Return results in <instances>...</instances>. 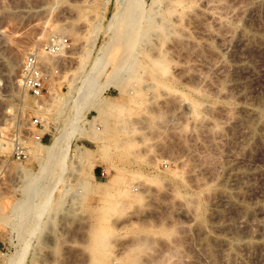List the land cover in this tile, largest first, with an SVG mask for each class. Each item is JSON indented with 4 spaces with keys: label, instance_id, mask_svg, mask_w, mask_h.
I'll use <instances>...</instances> for the list:
<instances>
[{
    "label": "rangeland",
    "instance_id": "374dc122",
    "mask_svg": "<svg viewBox=\"0 0 264 264\" xmlns=\"http://www.w3.org/2000/svg\"><path fill=\"white\" fill-rule=\"evenodd\" d=\"M134 1L0 0V131L33 151L19 162L0 147V264H264L261 244L236 246L264 219V0ZM138 4V41L113 42ZM54 37L67 44L50 54ZM32 50L39 98L20 75ZM56 135L65 167L49 153ZM47 163L43 190L24 194L21 169Z\"/></svg>",
    "mask_w": 264,
    "mask_h": 264
},
{
    "label": "bare ground",
    "instance_id": "6f19581e",
    "mask_svg": "<svg viewBox=\"0 0 264 264\" xmlns=\"http://www.w3.org/2000/svg\"><path fill=\"white\" fill-rule=\"evenodd\" d=\"M128 1V0H127ZM129 1H131V0H129ZM134 1V0H133ZM184 1V0H183ZM182 0L180 1V3L181 2H183ZM254 1V0H253ZM256 1V0H255ZM257 1H260V0H257ZM136 4V3H138V1L136 0V2L134 1L133 2V4ZM131 4V6H133V4L132 3H130ZM179 4V3H178ZM183 4H185V3H183ZM187 4V3H186ZM141 5V4H140ZM130 5L128 4V6L127 7H129ZM130 6V7H131ZM134 7H136L135 8V11H132V12H127V16L125 15V17L126 18H123V19H125L123 22L126 24V26H128V27H132L133 29H134V31H122V32H120V33H118L117 35H115V36H113V38H111V40L113 41V39H114V41L116 40V42H121V41H119V40H122L123 41V43H124V41H126L127 40V38H128V40L130 39L132 42H130L129 44L130 45H135L136 44V42L138 41V34H136V30H137V28H138V24H136V20L135 19H139V17H137V15H139L140 13H141V11H140V13L139 12H137V11H139L137 8H139V4L137 5V6H134ZM141 7V6H140ZM133 8V7H132ZM133 10V9H132ZM138 13V14H136V13ZM150 14V13H149ZM140 15H142V14H140ZM121 21V20H120ZM140 21L138 20V23H139ZM121 23H122V21H121ZM120 23V24H121ZM140 24V23H139ZM124 25V24H123ZM141 27V26H140ZM244 34H245V32H243ZM248 34V33H247ZM129 37H132V39L131 38H129ZM128 40H127V42H128ZM113 41V42H114ZM126 42V43H127ZM122 42H121V44H123ZM126 43H124V44H126ZM132 43V44H131ZM118 45H120V44H118ZM120 46H122V45H120ZM126 46V45H125ZM125 46H123V47H125ZM61 50H63V48L61 49ZM60 50V51H61ZM41 58V57H40ZM44 59H46L45 61H47V57H45L44 56ZM14 61V60H13ZM154 61V60H153ZM155 62V61H154ZM13 63V62H12ZM19 63V59H18V57H16V59H15V63L14 64H18ZM162 63V61L160 62V64ZM210 63V62H209ZM211 63H215V68H216V62H211ZM157 64V63H156ZM210 66V64H208V66L207 67H209ZM212 67H213V65H212ZM208 69H211V71L214 69H212V68H208ZM215 70V69H214ZM210 71V70H209ZM91 79V78H90ZM88 81V83H89V81H91V80H87ZM196 105V104H195ZM257 113V112H256ZM261 113H263V112H261ZM260 113V114H261ZM258 115V114H257ZM264 115V114H263ZM261 115H259V117H260ZM263 117V116H262ZM261 117V118H262ZM264 118V117H263ZM252 125V124H251ZM251 131V130H250ZM252 131H253V129H252ZM251 131V132H252ZM255 131V130H254ZM252 134V133H251ZM62 136H57L56 135V137L54 138V140L51 142V144L49 145V148L50 149H52V152L50 151L49 153H50V155L51 154H53L54 153V151H56L57 153H58V155L56 156L58 159L56 160V161H58L59 162V164H61V167H65V163H67L66 162V153L64 152V150L62 149V146H63V144L64 143H62L63 142V140H62V138H61ZM1 143H0V147H3V148H8L9 146H10V144L7 142V141H5V140H2V141H0ZM33 143V142H32ZM37 144H39V142H36ZM9 144V145H8ZM84 151V150H83ZM83 151H79L78 152V155H80V157H86V155H87V153L86 152H83ZM31 152H33L32 150H31V148H30V155H31ZM49 155V154H48ZM88 156V155H87ZM90 156V155H89ZM31 157V156H30ZM50 157V156H49ZM54 157V156H53ZM33 158V157H32ZM87 158V157H86ZM52 159L53 158H51V161H52ZM87 159H89V158H87ZM50 160V159H49ZM54 160H55V157H54ZM94 161V160H93ZM47 165H48V163L46 164V165H44L43 166V168H42V170H41V172L40 173H38V174H34V173H32L31 172V170H30V172L29 171H26V169H25V167L23 168V169H25V170H22L21 169V174H22V177H23V183H22V185L20 186V190L25 194H28L30 191H32V192H35L36 194H38L39 192H40V190L42 189L43 190V186H44V181H43V177H44V174H45V170L47 169L46 167H47ZM63 169V168H62ZM28 170V169H27ZM133 187V186H132ZM98 188V187H97ZM101 188V187H100ZM105 190V189H104ZM103 190V191H104ZM96 192H98V191H96ZM102 192V191H101ZM105 192V191H104ZM47 194L44 196V195H42V198H41V200L39 201V203L37 204V206H36V209H35V217L34 218H39L40 216H42V214L45 212V210H47V207H48V205H49V203H50V201H51V194H50V192H46ZM137 197H140V195H138ZM262 202H264L263 200H261ZM52 202V201H51ZM259 204H260V202H258ZM26 208H27V200H25V199H22V200H20V201H17L16 203H14L13 205H12V214L10 215V216H12V215H14L15 216V219L17 218V220H18V222L20 221L21 222V217H23L24 215H25V210H26ZM254 208H258V207H254ZM264 209V203L263 204H261V206L259 207V209L258 210H255L256 211V214H258V213H261L262 212V210ZM254 211V210H253ZM258 211V212H257ZM5 219H8V217L7 216H3L2 215V212H0V223L1 222H3ZM35 221V220H34ZM33 221V222H34ZM19 222V223H20ZM38 222V220L36 221V223ZM17 222L15 221V224H16ZM40 224V223H39ZM20 225V224H19ZM36 225V224H35ZM38 225V224H37ZM39 226V225H38ZM32 227V226H31ZM256 227H257V229H251V230H249V232L248 233H246L245 235H244V237H242L241 235H236V234H238V232L235 234L236 235V237L235 238H238V237H242L241 238V240H240V242L238 241V245H237V241L235 242L236 243V246H238L240 249H242V250H245V251H247V253L248 252H251V248L255 245V244H257V243H259V244H261L262 246H264V219L263 218H258L257 219V221H256ZM33 228V227H32ZM240 232V231H239ZM241 233V232H240ZM98 235H96V237H97ZM103 236V235H102ZM100 234H99V237L101 238L102 237ZM238 236V237H237ZM95 237V238H96ZM96 238V239H100V238ZM103 237H106V236H103ZM102 237V242H104V243H101V239H100V241L99 240H96V241H94V243L95 244H97V245H100V246H102V244H103V246L102 247H100V246H96V245H94V247H95V249L94 250H98L96 247H98V248H101V250H104L103 249V247L106 249L107 248V246H108V239L107 238H103ZM107 239V241H104V240H106ZM240 239V238H239ZM235 240V239H234ZM98 242L100 243V244H98ZM226 242H228V241H226ZM232 242V241H231ZM234 242H233V245H234ZM228 244H230L229 242H228ZM132 246V245H131ZM228 246V245H227ZM235 246V245H234ZM236 248V247H235ZM238 248V249H239ZM130 249V248H129ZM131 249H132V247H131ZM130 249V250H131ZM135 249V248H134ZM229 249V248H228ZM231 249V248H230ZM232 249H234V248H232ZM232 249H231V251H232ZM239 249V250H240ZM93 250V249H92ZM108 249H106V251H107ZM237 250V248L235 249V252H237L236 251ZM99 251V250H98ZM129 251V250H128ZM231 251H230V253H231ZM241 251V250H240ZM95 252H97V251H95ZM104 252V251H103ZM131 252V251H130ZM234 252V251H233ZM237 253H239V254H241V252H237ZM96 254V253H95ZM102 254V253H101ZM99 255V254H98ZM98 255H96V256H98ZM242 255V254H241ZM101 256V255H100ZM228 256H229V254H228ZM239 256V255H238ZM92 257L94 258V255H93V252H92ZM236 258H239V257H237V256H235ZM96 259H94V262H95V260H97V258L98 257H95ZM101 258V257H100ZM100 258H98V259H100ZM240 260H241V258H239ZM15 260V261H14ZM16 260H17V258L16 259H12V260H10V262H8V263H6V264H15V262H16ZM104 260V259H103ZM92 261V260H91ZM101 261V260H100ZM99 261V262H100ZM108 261V260H107ZM106 261V262H107ZM99 262H95V263H93V264H103L102 263V261L99 263ZM104 262V261H103ZM106 262H105V264H106ZM109 262H111V261H109ZM91 263V262H90ZM91 263V264H92ZM108 263V262H107ZM131 263H133L134 264V262L132 261ZM130 263V264H131ZM154 263H156V262H154ZM153 263V264H154ZM123 264H125V263H123ZM129 264V263H128ZM156 264H158V263H156Z\"/></svg>",
    "mask_w": 264,
    "mask_h": 264
},
{
    "label": "built area",
    "instance_id": "2783aa9c",
    "mask_svg": "<svg viewBox=\"0 0 264 264\" xmlns=\"http://www.w3.org/2000/svg\"><path fill=\"white\" fill-rule=\"evenodd\" d=\"M66 44V39L54 37L49 40L44 48L50 54H55L60 52ZM20 75L23 86L28 93L38 98L43 96L46 88L47 76L40 60L38 50H32L25 56L20 68ZM42 127V118L38 115L33 116L31 119L30 139L35 143L43 142L44 131ZM0 137L6 139L11 147L10 152L4 155L5 157L19 162L27 161L30 158V142L23 133L14 131L9 135L3 136V132L0 131Z\"/></svg>",
    "mask_w": 264,
    "mask_h": 264
}]
</instances>
